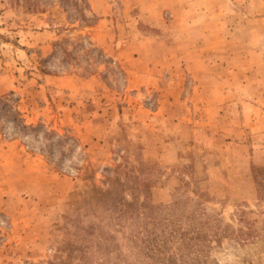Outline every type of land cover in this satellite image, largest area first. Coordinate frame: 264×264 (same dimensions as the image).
Wrapping results in <instances>:
<instances>
[{"label":"rangeland","instance_id":"374dc122","mask_svg":"<svg viewBox=\"0 0 264 264\" xmlns=\"http://www.w3.org/2000/svg\"><path fill=\"white\" fill-rule=\"evenodd\" d=\"M85 2L0 0V264H264V0Z\"/></svg>","mask_w":264,"mask_h":264},{"label":"trees","instance_id":"16d2710c","mask_svg":"<svg viewBox=\"0 0 264 264\" xmlns=\"http://www.w3.org/2000/svg\"><path fill=\"white\" fill-rule=\"evenodd\" d=\"M63 1H72L74 6L79 8V15H82L83 11H81V4H86L87 9L89 10V5L85 2V0H63ZM60 6L66 10L65 4L60 2ZM83 7V6H82ZM83 18L85 16L83 15ZM89 22V21H88ZM93 24V22H90L89 25ZM10 95L13 94L12 91L9 92ZM9 94H4L3 96H0V117L6 119L7 121H10L14 124H17L18 126L27 128L28 126L22 123L20 111L18 110L15 99L6 98V96H10Z\"/></svg>","mask_w":264,"mask_h":264}]
</instances>
